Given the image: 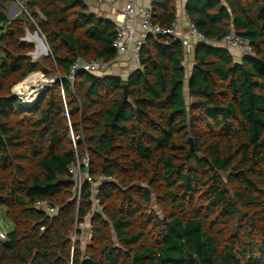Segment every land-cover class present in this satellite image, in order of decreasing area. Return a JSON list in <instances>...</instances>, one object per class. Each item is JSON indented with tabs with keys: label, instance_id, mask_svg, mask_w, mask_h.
<instances>
[{
	"label": "trees",
	"instance_id": "16d2710c",
	"mask_svg": "<svg viewBox=\"0 0 264 264\" xmlns=\"http://www.w3.org/2000/svg\"><path fill=\"white\" fill-rule=\"evenodd\" d=\"M7 1L0 214L12 227L0 264H264V0H188L209 41L196 44L190 73L180 41L150 35L126 78L82 71L73 83L78 56H117L116 22L89 5L102 0H18L26 11L12 19ZM152 7L154 23L177 20L175 0ZM27 29L49 47L41 61ZM231 33L254 55L236 60L215 43ZM34 72L55 81L24 105L13 89ZM87 153L78 200L70 166Z\"/></svg>",
	"mask_w": 264,
	"mask_h": 264
},
{
	"label": "built area",
	"instance_id": "2783aa9c",
	"mask_svg": "<svg viewBox=\"0 0 264 264\" xmlns=\"http://www.w3.org/2000/svg\"><path fill=\"white\" fill-rule=\"evenodd\" d=\"M102 1L109 5H116L117 2L116 0ZM152 1L153 0H149L147 3H141L139 0H128L124 8L118 12L115 20L117 24V38L113 44V48L116 50L117 56L114 61H88L82 56H78L71 68L69 81L73 83L76 76L82 71L95 73L100 76L106 75L114 66L120 65L128 57H131L139 64L142 49L147 44V39L150 35L154 37H173L181 42L188 54L193 53L197 43L209 42L203 33L197 29L187 13L184 15L182 21L176 20L170 27H162L154 23ZM184 24L185 27L183 26ZM215 43L229 51L236 50L240 51L243 55H254V50L250 42L232 33ZM52 81L54 82L55 79L51 80V82ZM47 88V85H40L36 88L32 87L28 93L23 94L26 95V97L21 100L22 104L28 105L34 103L38 96ZM89 166V155H85L83 159L78 158L77 161L70 166L73 180L77 182L81 177L82 170H88ZM85 174L88 180H91L89 173L85 172ZM101 179L107 180L105 177H101ZM81 189H79V196H77L78 200H80ZM38 208L51 215L57 213L55 207L47 206L44 203H38ZM6 238L7 233L0 230V241H4Z\"/></svg>",
	"mask_w": 264,
	"mask_h": 264
},
{
	"label": "rangeland",
	"instance_id": "374dc122",
	"mask_svg": "<svg viewBox=\"0 0 264 264\" xmlns=\"http://www.w3.org/2000/svg\"><path fill=\"white\" fill-rule=\"evenodd\" d=\"M15 2V0H9L7 1L6 5L7 8L9 10L10 5ZM20 8V12L18 14V16L24 14V12L26 11V9L23 6H19ZM9 14V12H8ZM25 41L33 43L35 45V50L34 52H32L31 57L34 61H41L43 59V57L47 56V54H49V47L45 42V39L42 35H40L39 32H31L29 29H27L26 31V37L24 38ZM43 42V45L45 46V49L42 46H39V43ZM134 61V60H133ZM135 62V61H134ZM136 63V62H135ZM130 67V66H129ZM189 68V65L187 67V69ZM128 69V68H126ZM129 70V69H128ZM120 69H115L112 70L111 73H115L114 75H118ZM110 72H108L106 75H108ZM122 73V71H121ZM128 72H126V76L123 78H126L128 76L127 74ZM55 79L54 75H45L43 72H34L32 74H30L24 81H22V83L16 85L14 87V94L20 99L23 100L25 99L26 94L30 91V89L36 88L40 85H44V86H50L53 81L51 82V80ZM186 96L188 98V100H190V98L188 97V90L186 88ZM32 102V101H31ZM74 136V137H73ZM71 137L76 140V136L75 134L71 133ZM86 155H89L88 153ZM90 158V156H89ZM91 160V159H90ZM91 163V162H90ZM90 167V166H89ZM87 175L85 174V172L83 171L81 174V177L77 180V182L74 181L75 186H74V195L75 196H79V189L82 188L85 180H87ZM104 181V180H103ZM94 192V191H93ZM95 204L98 207V201L95 199ZM5 212L2 211L0 214V230L4 231V232H9L12 225L11 223L6 220L5 218ZM80 228L83 230V243H86L89 237L90 232L87 230L88 229V224L84 223L82 225H80ZM75 238V237H74Z\"/></svg>",
	"mask_w": 264,
	"mask_h": 264
},
{
	"label": "crops",
	"instance_id": "0c3cea01",
	"mask_svg": "<svg viewBox=\"0 0 264 264\" xmlns=\"http://www.w3.org/2000/svg\"><path fill=\"white\" fill-rule=\"evenodd\" d=\"M128 0H118L116 2V5H109L103 1L100 2H96V1H89V5L91 8V11L95 12L96 14H98L101 17L107 18V19H111V20H116V16L118 14L119 11H121L126 2ZM149 0H139V2L141 3H147ZM188 0H175V4H176V9H177V20L182 21L184 15L186 14V10H185V6L187 4ZM19 6H23V4L18 1L15 0V2H13L10 7H9V18H15L18 16L19 12H20V8ZM24 7V6H23ZM14 13V16H11V14ZM185 27V24L183 25ZM43 43V42H42ZM39 46H42L45 49L44 45H41L39 43ZM235 57L236 60H240L243 56V54L240 51H236V50H232L231 51ZM32 54V53H31ZM30 54V55H31ZM189 68L187 69L190 73V70L192 69L193 65H194V55L193 53L188 54V59L185 62V66ZM130 66V67H129ZM140 67V65L136 62L133 61V59L131 57H128L124 62H122L120 65H116L114 66L109 72L108 75L111 76H121V77H125L126 76V72H128L127 74L129 75V73L135 69H138ZM128 68V69H126ZM115 69H120V73H118V75H114L113 73H111L112 70ZM122 71V73H121ZM125 75V76H124Z\"/></svg>",
	"mask_w": 264,
	"mask_h": 264
},
{
	"label": "water",
	"instance_id": "95a60500",
	"mask_svg": "<svg viewBox=\"0 0 264 264\" xmlns=\"http://www.w3.org/2000/svg\"><path fill=\"white\" fill-rule=\"evenodd\" d=\"M15 14L12 13L11 16H14ZM48 55V54H47ZM127 89H128V84H124V96H125V99L128 98V94H127ZM190 142H191V147L194 148V141H193V138H190ZM188 255L189 257H193V254L192 253H189L188 252Z\"/></svg>",
	"mask_w": 264,
	"mask_h": 264
},
{
	"label": "bare ground",
	"instance_id": "6f19581e",
	"mask_svg": "<svg viewBox=\"0 0 264 264\" xmlns=\"http://www.w3.org/2000/svg\"><path fill=\"white\" fill-rule=\"evenodd\" d=\"M39 42H41V41H39ZM40 44H41V45H43V43H42V42H41Z\"/></svg>",
	"mask_w": 264,
	"mask_h": 264
}]
</instances>
